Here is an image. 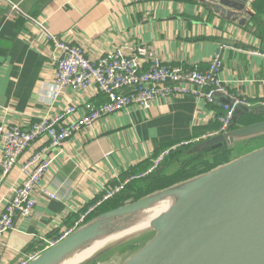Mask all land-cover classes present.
<instances>
[{"label":"crops","instance_id":"crops-1","mask_svg":"<svg viewBox=\"0 0 264 264\" xmlns=\"http://www.w3.org/2000/svg\"><path fill=\"white\" fill-rule=\"evenodd\" d=\"M240 1L250 11L243 20L220 12V0H0V121L27 127L70 105L77 107L76 120L86 113L87 103L99 106L107 101L92 89L66 88L56 99L50 96L58 55L47 31L82 45L91 58L147 45L171 65L203 67L200 70L222 50L219 75L230 91L252 105L263 103L264 55L250 51L264 52V0ZM228 100L220 94L214 104L200 103L190 94L162 98L148 109L134 106L75 133L44 177L32 217L17 218L15 229L5 236L0 264H20L27 255L42 251L45 239L71 228L108 186L120 182L131 168L152 161L165 145L215 130L224 110L220 104ZM48 142L40 139L30 152ZM167 166L153 179L168 177H160ZM42 189L58 198L51 199ZM138 190L142 187L129 185L124 193L130 198Z\"/></svg>","mask_w":264,"mask_h":264},{"label":"water","instance_id":"water-1","mask_svg":"<svg viewBox=\"0 0 264 264\" xmlns=\"http://www.w3.org/2000/svg\"><path fill=\"white\" fill-rule=\"evenodd\" d=\"M216 6L235 20L250 12L240 0H220ZM243 116L264 117V105L239 104L228 129L171 149L172 161L164 157L160 168L168 166L160 177L233 152L227 162L99 213L26 264H94L118 252L128 254L119 264H264V120L235 127ZM164 200L169 205L143 229L134 227L120 238L143 210ZM94 241L109 243L79 262L66 260Z\"/></svg>","mask_w":264,"mask_h":264},{"label":"built area","instance_id":"built-area-1","mask_svg":"<svg viewBox=\"0 0 264 264\" xmlns=\"http://www.w3.org/2000/svg\"><path fill=\"white\" fill-rule=\"evenodd\" d=\"M39 25L46 30L44 24ZM48 38L56 42L58 58L51 84V97L56 99L62 89L76 91L96 90L107 97L102 105L87 103L86 114L82 119L70 120V115L77 111L75 105L67 106L57 113L55 118L41 116L30 126L19 123L0 121V246L5 236L15 229L17 218L30 219L36 207V193L41 188L44 177L60 160L63 145L72 137L74 131L93 125L97 120L127 110L136 104L150 108L158 99L194 95L196 98L207 97L215 103L216 94H227L235 104H252L229 90L220 78L224 67L223 55L215 53L209 66L203 70L190 67L179 68L162 60L153 51L139 45L131 52L116 49L96 58L87 55L86 49L79 44H71L47 31ZM70 45H67V44ZM252 55L262 56L263 51H251ZM63 57V58H62ZM133 91L132 93L130 92ZM234 106L220 104L226 115L217 116L221 128L210 133L169 145L170 152L176 146H184L199 141L210 135L222 132L230 127ZM48 138V145L36 152H30L31 146L42 138ZM164 160V157L162 156ZM160 158L152 159L151 166L140 173L124 179L119 185H112L113 190H104L95 198L97 203L87 206L75 226L65 230L58 239H45L46 247L55 245L77 226L84 223L104 202L124 191L134 181L145 179L159 170ZM13 176L8 193L3 191L5 182ZM12 192V193H11ZM7 193V194H6ZM42 193L51 199L58 198L56 193L42 189ZM9 198H7V196ZM45 247V248H46ZM37 254V253H36ZM34 255H27L20 261L26 264Z\"/></svg>","mask_w":264,"mask_h":264},{"label":"bare ground","instance_id":"bare-ground-1","mask_svg":"<svg viewBox=\"0 0 264 264\" xmlns=\"http://www.w3.org/2000/svg\"><path fill=\"white\" fill-rule=\"evenodd\" d=\"M57 36V35H56ZM61 38V37H60ZM51 42H53V44H54V47H55V52H57L58 51V47H57V44H56V42L55 41H53L52 39H50V38H48ZM62 39V38H61ZM64 40V39H63ZM67 44V43H66ZM71 44H75V43H71ZM67 45H70V44H67ZM144 47H146L147 49H149V50H151V48L150 47H148L147 45H143ZM135 49H136V47H135ZM152 51V50H151ZM63 58V57H62ZM179 68H181V69H183L184 68V66H178ZM191 69H197V68H191ZM198 70H200V69H198ZM200 73H202V74H205L206 73V71H200ZM230 90V89H229ZM130 92L132 93L133 91H131L130 90ZM218 94H216L215 95V103H216V96H217ZM220 95H227V94H220ZM194 96V95H193ZM198 101H200V103H210V104H214V102L212 101V100H210V99H208L207 97H200V96H198ZM108 100V99H107ZM105 103V102H104ZM226 103H230V106H233V105H235L234 106V109H233V113H232V115H231V117L233 116V114H234V112H235V109H236V107L239 105V104H242V103H239L238 105L237 104H235V101H233V102H231V99L230 100H228L227 102H225L224 104H226ZM263 105H264V102L262 103ZM102 105V104H101ZM244 105H252V104H244ZM135 106H138V107H142L141 105H139V104H136ZM142 108H144V107H142ZM145 109H148V108H145ZM224 109V108H223ZM76 113H77V111L75 112V113H72L71 115H70V120L71 121H76V120H78V119H82L83 118V116L86 114V113H84L83 115H81V116H79L76 120H74L73 119V117H74V115H76ZM47 115H49V117L50 118H55L56 117V115H57V113H55V114H47ZM223 116L224 115H226L225 114V109L223 110V114H222ZM262 121V120H261ZM253 123H255V122H253ZM221 124V123H220ZM250 124H252V123H250ZM248 125V124H247ZM78 131H80V130H78ZM78 131H74L73 132V135L75 134V133H77ZM206 134V133H205ZM208 134V133H207ZM72 135V136H73ZM181 142V141H180ZM180 142H178V143H180ZM190 144H187V145H184V146H182V147H187V146H189ZM168 148V147H167ZM167 148H165L164 150H162L158 155H156V156H153V158H155V159H158V158H160L161 157V159H162V156L163 157H165L166 159L170 156V152L168 151V149ZM162 161H164L163 159H162ZM123 180H120V182H118V183H116L115 184V186L116 185H119L121 182H122ZM105 189V188H104ZM107 189V191H111V190H113V186H108V188H106ZM120 194V193H119ZM169 202H170V200H164V201H158V202H156V203H154V204H152L148 209H145V210H143L141 213H140V215H139V218H137V221H138V223H136V225L135 226H133V227H130L129 229H127V230H124V231H122V232H120V238H125L126 236H127V234H126V231H131L134 227H138V228H142L143 229V224L145 223V222H148L149 221V219H151V218H153L154 217V215H155V213H157V212H159V211H162V210H164L168 205H169ZM97 203V201L96 200H94L93 202H92V204L93 205H95ZM101 207V206H100ZM99 207V208H100ZM82 212H80L79 213V216L81 217L82 216ZM87 221V220H86ZM85 221V222H86ZM141 223V224H140ZM138 224H140V225H138ZM81 225V224H80ZM75 226V223H74V225L71 227V228H73ZM78 227V226H77ZM71 228H69V229H71ZM129 231V232H130ZM63 232L65 233V231L63 230ZM71 233V232H70ZM69 233V234H70ZM68 234V235H69ZM118 234L119 233H116L115 234V238H118ZM132 235V234H131ZM67 236V235H66ZM65 237V236H64ZM115 238H113V239H115ZM109 241V240H108ZM115 241V240H114ZM109 242H102V243H100L99 241H94L89 247H87L85 250H83V251H81L80 253L78 252V253H75V254H73L71 257H67L66 258V260H72V263H75V262H77L78 260H83V259H85V258H87L88 256H89V253L90 252H94L95 250H97L98 248L100 249L101 247H104L105 245H107ZM24 259V258H23ZM80 260V261H81ZM79 262V261H78Z\"/></svg>","mask_w":264,"mask_h":264},{"label":"rangeland","instance_id":"rangeland-1","mask_svg":"<svg viewBox=\"0 0 264 264\" xmlns=\"http://www.w3.org/2000/svg\"><path fill=\"white\" fill-rule=\"evenodd\" d=\"M219 53L221 55H223L222 54V51H220V52H218L216 54H219ZM213 56H215V54ZM210 59H212V58H210ZM212 60H214V59H212ZM181 140H185V139L176 140L173 143H178ZM249 147L250 146H248L247 148H249ZM229 156L234 157L233 152H222V153L216 154L215 158H212L211 161H207V162H204V163H200L199 165H196V166H194L191 169L177 172L175 175L168 176V177H165V178L164 177H161L159 179H153V178L152 179H149L147 181L146 185L142 188V190L144 188H146L147 190L149 189V192H152L154 190H157L159 188H162L165 185H166L165 187H167V186H169V185H171V184H173L175 182H179L181 180H185V179L190 178L191 176L195 175L196 173H200V172L205 171L207 169H211L212 167L217 166V165H219L221 163L227 162L228 159H229ZM199 159H197V160H199ZM158 180H160V181H158ZM142 190H140V191L138 190L137 193L135 194V196L134 197H130V198H132V199L139 198V197H142L143 195L149 193L147 191H146V193H143ZM130 198H128V199H130ZM126 201L127 200H125L124 202H126ZM99 213H100V210H99V207H98L96 209V211L93 212L92 215L87 219V221L89 219L95 217ZM62 233L63 232L59 233L58 235H56V237H54L52 239H54V240L55 239H58L62 235ZM49 240H51V239H49ZM122 253L123 252H118V253H116L113 256H109L108 259H99L94 264H119L123 259H125L128 256V254L123 255Z\"/></svg>","mask_w":264,"mask_h":264},{"label":"trees","instance_id":"trees-1","mask_svg":"<svg viewBox=\"0 0 264 264\" xmlns=\"http://www.w3.org/2000/svg\"><path fill=\"white\" fill-rule=\"evenodd\" d=\"M190 68H192V67H190ZM198 68L202 69L203 67H198ZM256 118H257V117H256ZM261 120H264V117H262L261 119L258 120V119H255V118H253V117L250 116V117L246 118L245 120H244V119H240L239 122L235 125V127H240L241 125H247V124H250V123H253V122H257V121H261ZM218 124H219V122H218ZM220 128H221V124H219L218 127H217L215 130H213V131L219 130ZM173 144H175V143H172V144H169V145H173ZM167 147H169V146H168V145H165V148H167ZM165 148H164V149H165ZM157 155H158V154H157ZM166 161H169V162L172 161V156H171V154H170V156L166 159ZM151 164H152V161H149V163H145L144 166H143V165H140V166H136V167H134V168H131L129 171L123 173V175H122V180H124V179L130 177L131 175H134V174H136V173H140V172H143V171L147 170V169L151 166ZM158 171L161 172L162 169L160 168ZM158 171H157V172H158ZM152 176H153V175L148 176V177H146L144 180H145V181H148L149 179L153 178ZM124 191H125V190H124ZM124 191H122V192H121L120 194H118L116 197H114V198H112V199H110V200L104 202V203L101 205V207L99 208L100 213H102V212H104V211H107V210H109V209L115 208V207H117V206L123 204V202H124L125 200H128V196L124 193ZM146 191L149 192V190L144 189V193H146ZM41 248H42V247H41Z\"/></svg>","mask_w":264,"mask_h":264}]
</instances>
